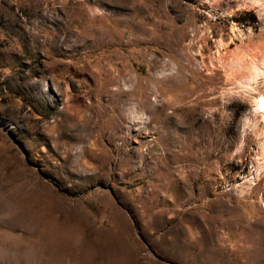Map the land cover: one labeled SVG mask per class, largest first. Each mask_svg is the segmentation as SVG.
I'll list each match as a JSON object with an SVG mask.
<instances>
[{
  "label": "rangeland",
  "instance_id": "obj_1",
  "mask_svg": "<svg viewBox=\"0 0 264 264\" xmlns=\"http://www.w3.org/2000/svg\"><path fill=\"white\" fill-rule=\"evenodd\" d=\"M263 59L264 0H0V264H264Z\"/></svg>",
  "mask_w": 264,
  "mask_h": 264
},
{
  "label": "trees",
  "instance_id": "obj_2",
  "mask_svg": "<svg viewBox=\"0 0 264 264\" xmlns=\"http://www.w3.org/2000/svg\"><path fill=\"white\" fill-rule=\"evenodd\" d=\"M239 19L246 23H253L254 22V16L251 13H242L239 16Z\"/></svg>",
  "mask_w": 264,
  "mask_h": 264
},
{
  "label": "bare ground",
  "instance_id": "obj_3",
  "mask_svg": "<svg viewBox=\"0 0 264 264\" xmlns=\"http://www.w3.org/2000/svg\"><path fill=\"white\" fill-rule=\"evenodd\" d=\"M264 60V59H263ZM255 71V70H254ZM255 75H256V73H255ZM263 98H261L257 103H256V106L258 107V108H261V107H263Z\"/></svg>",
  "mask_w": 264,
  "mask_h": 264
},
{
  "label": "water",
  "instance_id": "obj_4",
  "mask_svg": "<svg viewBox=\"0 0 264 264\" xmlns=\"http://www.w3.org/2000/svg\"><path fill=\"white\" fill-rule=\"evenodd\" d=\"M21 152H22V154H23V156L25 157V154H24V152L21 150Z\"/></svg>",
  "mask_w": 264,
  "mask_h": 264
}]
</instances>
